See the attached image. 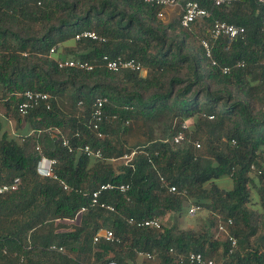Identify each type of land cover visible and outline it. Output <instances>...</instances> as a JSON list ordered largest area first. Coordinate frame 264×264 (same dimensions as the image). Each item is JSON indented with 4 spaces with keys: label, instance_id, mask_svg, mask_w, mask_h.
<instances>
[{
    "label": "trees",
    "instance_id": "16d2710c",
    "mask_svg": "<svg viewBox=\"0 0 264 264\" xmlns=\"http://www.w3.org/2000/svg\"><path fill=\"white\" fill-rule=\"evenodd\" d=\"M191 1L208 8L210 18L174 30L161 22L160 7L144 0H0V185L21 180L17 192L0 196V264H151L139 252L156 254L153 264H192L186 257L192 252L218 264H264V6L259 0L221 7ZM217 20L245 33L210 39ZM83 31L105 41L75 40ZM203 39H210L212 58ZM104 55L135 59L146 75L61 69L56 61ZM28 90L51 95V108L41 104L20 116L19 95ZM98 99H106L103 139L88 127ZM9 116L30 129L22 125L20 135L11 136ZM184 123L185 140L174 144ZM133 127L148 133L136 149L109 137ZM84 145L102 148L103 159L81 153ZM134 151L116 169L112 159ZM42 155L57 160L59 180L38 174ZM225 178L231 188L217 184ZM107 183L129 186L126 193H101L116 212L91 205V192ZM190 204L208 213L200 229L178 220L161 229L127 222L180 218ZM228 219L234 248L216 235ZM102 229H112L120 242H95Z\"/></svg>",
    "mask_w": 264,
    "mask_h": 264
},
{
    "label": "built area",
    "instance_id": "2783aa9c",
    "mask_svg": "<svg viewBox=\"0 0 264 264\" xmlns=\"http://www.w3.org/2000/svg\"><path fill=\"white\" fill-rule=\"evenodd\" d=\"M148 3H154L158 7H160V11L158 13L159 18H163L164 11L170 8H180L182 11L181 16V26L183 28H189L193 23L203 21L205 19L210 18L211 12L208 8L202 7L197 1H187L183 3L181 0H144ZM213 7H221L225 5H231L233 3L240 2L242 0H210ZM259 2L264 6V0H259ZM264 25V21H263ZM245 33L244 27L237 26L235 24H230L225 21L217 20L214 23L212 28L210 39L216 40L221 36H227L230 40L239 36H242ZM83 39H92L96 41L104 42L105 39L100 37L94 31H83L75 36V40L80 41ZM210 39H203L202 45L205 48L206 56L212 58V45ZM57 46L51 48L49 52V57H53V55L57 51ZM58 67L61 69L64 68H76L78 70L92 72L98 67H102L112 72H119L123 70H131V71H140L143 72V66L139 61L135 59H126L121 56L118 57H111L109 55H104L101 59L96 61H89V60H82L79 58L73 57H65L62 59H57ZM213 64L216 65L217 63L213 61ZM244 66V64H237V67ZM222 71L224 74H229L231 71L230 66L222 67ZM19 97L21 101L17 104V111L20 116L24 117L30 113L31 110L38 108L41 104H45L47 109L51 108V95L45 92L40 91H25L24 93L20 94ZM106 102V99H98L97 106L94 109L92 114V119L88 124V127L91 130H94L97 136L101 139L105 137V134L100 129V123L103 120V104ZM212 118V117H210ZM130 122L127 121L126 124ZM181 130L174 135L172 141L174 144H179L183 140H185V130L188 129L186 124L181 126ZM63 145L69 147V140L67 138L63 139ZM196 148H201V143H195ZM40 150L39 147H37ZM81 153L85 154L86 156L94 159H103L104 153L103 149L100 147H95L91 145H84L80 148ZM135 151L131 153V158L135 155ZM127 156V155H126ZM125 157V156H124ZM114 161V159H112ZM126 162V164L128 163ZM57 164L56 159H51L42 155L41 160L38 162L37 171L38 174L42 177L51 178L54 180H59L58 176L55 173V166ZM254 169V167H252ZM61 185L63 186L64 190L69 191L71 188L64 182L60 181ZM21 186L20 178H15L9 183H5L0 185V196H4L8 193L17 192ZM119 189L121 192L126 193L129 189L128 185L120 184L116 185L114 183H107L101 184L100 187L91 192V205L95 207H99L105 209L109 212H116V208L114 205L110 203H106L100 200L101 193L107 190ZM170 192H175L176 187L171 186L169 187ZM86 207L81 209V212H84ZM201 207L196 204H191L188 209L189 216H194L201 211ZM127 222L130 225H133L138 228H150V229H161L162 222L160 219H136V218H129ZM233 225V220L228 219L226 222H219L218 230L219 232L223 233L228 240L231 242V246L234 248L237 245V239L235 236L230 234L229 227ZM101 239H104L107 242H116L119 243L120 239L116 237L114 231L112 229H102L100 230L94 238L95 242H99ZM51 250L57 251L59 253H65V248L62 246L52 245ZM139 256L150 261H154L156 259V254L146 253V252H139ZM192 264H218L213 259H207L204 257L202 253L192 252L186 256ZM183 255H179L178 261L184 260ZM104 264H119L115 260H110Z\"/></svg>",
    "mask_w": 264,
    "mask_h": 264
},
{
    "label": "rangeland",
    "instance_id": "374dc122",
    "mask_svg": "<svg viewBox=\"0 0 264 264\" xmlns=\"http://www.w3.org/2000/svg\"><path fill=\"white\" fill-rule=\"evenodd\" d=\"M189 1H191V0H189ZM181 16H182V11L179 7L178 8H170V9H166L164 11V16H163V18H160V20L162 23L169 24L171 29L177 30L181 26V23H180ZM69 57H73V56H69ZM141 74L146 75V70L144 69V71L141 72ZM3 111H4V109H2L0 106V115L3 114ZM8 118L10 119V120L8 119L10 121L8 124V131H9L10 135L11 136H14V134L20 135V133H18V131L20 129H22V125L24 127L25 123H23L20 126V124L18 123L16 118H14L12 116L11 117L9 116ZM184 124L188 125L187 123H184ZM27 128H30L29 125H27ZM147 134L148 133H146V131L144 129H141V128L136 129L135 127H133L131 132L128 134H125V135L122 133L115 134V133H112V131H110L109 137L115 143H118V142L126 143L127 147H129V148L131 147V149H136L135 148L136 144L138 142L145 141L147 139ZM157 137L158 136H155V138H157ZM197 142H200V141H197ZM130 155L131 154H127V156H125L123 158L114 159V161H112V163L114 164L116 169H119L123 164L128 162V160L131 158ZM216 182L220 187H224V188H231L233 186L231 178H225L223 180H218ZM256 199H257L256 192L253 191V202H255ZM190 205H188L187 211L180 218L178 217V215H172V214H168L166 217L161 218L160 221L162 222V225L165 226L167 224L173 223L175 220L176 221L178 220L180 225L183 228L200 229V227L203 224H205L209 221L208 213L202 209L196 215L189 216L188 209H189ZM9 222L11 224L10 220H9ZM216 235L219 238H222V239L225 238V235L223 233H217ZM148 262H151V264H153V263H155V260L154 261H148ZM217 262L220 263L221 261L220 262L217 261Z\"/></svg>",
    "mask_w": 264,
    "mask_h": 264
},
{
    "label": "crops",
    "instance_id": "0c3cea01",
    "mask_svg": "<svg viewBox=\"0 0 264 264\" xmlns=\"http://www.w3.org/2000/svg\"><path fill=\"white\" fill-rule=\"evenodd\" d=\"M0 118L2 119L3 122H5V120L3 119V115H0ZM9 120H10V119H9ZM9 120H8L7 125H6V126H7V129H8V124H9V122H10ZM27 125H28V124H25V125H24V130H25V129H30V128H27ZM29 127H30V126H29ZM20 132H21V129L18 131V133H20ZM9 134H10V133H9ZM14 136H17V137H18L17 134H14Z\"/></svg>",
    "mask_w": 264,
    "mask_h": 264
}]
</instances>
